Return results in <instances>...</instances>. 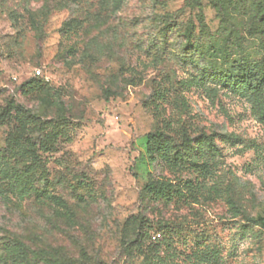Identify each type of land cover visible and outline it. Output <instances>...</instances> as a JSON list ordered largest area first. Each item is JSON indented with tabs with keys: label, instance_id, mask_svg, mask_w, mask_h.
I'll return each mask as SVG.
<instances>
[{
	"label": "rangeland",
	"instance_id": "374dc122",
	"mask_svg": "<svg viewBox=\"0 0 264 264\" xmlns=\"http://www.w3.org/2000/svg\"><path fill=\"white\" fill-rule=\"evenodd\" d=\"M248 70L264 0H0V264H264Z\"/></svg>",
	"mask_w": 264,
	"mask_h": 264
},
{
	"label": "trees",
	"instance_id": "16d2710c",
	"mask_svg": "<svg viewBox=\"0 0 264 264\" xmlns=\"http://www.w3.org/2000/svg\"><path fill=\"white\" fill-rule=\"evenodd\" d=\"M236 81L239 82V84L245 85L246 87H250L252 83H255L256 85L260 82H264V76L257 77V74L254 73L252 70H248L247 73L242 71L241 75L234 78ZM263 80V81H262ZM253 88V87H250ZM155 189V184L152 183L148 186H146V190L153 191ZM14 247L19 250V252L23 255H27L31 260L37 262V263H43L48 264L50 261L45 257L44 252H39L33 249H30L25 244L21 242H15ZM55 264H61L57 261L54 262Z\"/></svg>",
	"mask_w": 264,
	"mask_h": 264
}]
</instances>
